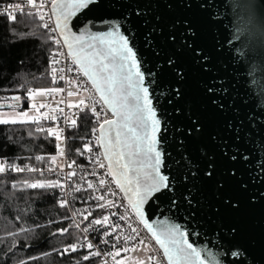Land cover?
I'll return each instance as SVG.
<instances>
[{
  "label": "water",
  "instance_id": "obj_1",
  "mask_svg": "<svg viewBox=\"0 0 264 264\" xmlns=\"http://www.w3.org/2000/svg\"><path fill=\"white\" fill-rule=\"evenodd\" d=\"M114 25L144 76L168 177L144 218L178 227L205 264H264V0H97L69 20L75 35Z\"/></svg>",
  "mask_w": 264,
  "mask_h": 264
},
{
  "label": "snow or ice",
  "instance_id": "obj_2",
  "mask_svg": "<svg viewBox=\"0 0 264 264\" xmlns=\"http://www.w3.org/2000/svg\"><path fill=\"white\" fill-rule=\"evenodd\" d=\"M27 7L35 9V15L39 20L44 21L48 16V21L42 24L45 29L49 28V24H54V27L49 29L50 32L57 33L58 39H54V43L62 48L67 49V57L71 63L75 65V70L87 78L91 84L92 91L89 92L88 100L92 105L100 103L102 105L101 112L105 108L111 112L112 119H104L99 124V136L96 138L100 149V155L107 161V171L105 175L111 176L112 183L123 193V198L127 200L126 212L131 210V214L136 217L139 224L147 230L151 239L158 246L157 251L162 252V260H158L155 255L148 257V264H205V259L201 258V252L191 243H189L187 235L178 227L163 225L159 229H154L153 225L144 218L142 206L147 199L156 192L168 187V177L160 173V167L163 163L161 153L156 149L155 133L159 130V121L155 119V112L151 108V102L148 98V89L143 86L144 76L139 70L136 54L129 47V42L125 36L120 34L119 26H113L112 30L99 33H81L73 34L69 28V20L76 16L77 12L87 8L90 4H95L97 0H50L51 8L49 16L48 12H44V0L39 3L36 0H26ZM5 12L9 19H15V11L23 12L24 8L20 4L9 5ZM33 15L32 12L28 13ZM62 41V45H61ZM64 53L57 52L53 55H63ZM53 64H58V60H53ZM57 70L53 68L55 73ZM64 72V68L59 69ZM68 71H73L69 68ZM61 75L60 79L64 80ZM55 76L53 83H55ZM75 81H69V84H75ZM82 87V85L80 86ZM89 91L87 88L84 89ZM64 91L61 88H50L39 92H29V98L34 99L36 95L45 96L48 93H59ZM72 91L68 92V96H73ZM97 97L99 98L97 100ZM14 100H19V97H13ZM83 98L79 100V105L84 106ZM73 105L69 104V107ZM13 107V105H9ZM40 107H45L41 104ZM36 112L39 109L33 105ZM53 112L56 109H52ZM60 111H63L60 109ZM83 111V108H81ZM92 115L100 120V113L95 107H91ZM48 113L42 116L28 117L27 112L19 113L16 118L0 119V124H15V123H39L40 119H49ZM55 119V116L51 117ZM66 119H69L66 117ZM72 126H75L76 120H71ZM37 131H44L43 128H37ZM95 132L96 130L93 129ZM48 135H55L57 143V151L62 152L60 148V132L57 129H47ZM84 151H90L85 145ZM39 161L42 157L37 156ZM55 162V157H53ZM100 167H104L100 163V157L96 160ZM71 167V165H69ZM14 171H24L12 166ZM5 169L0 165V172ZM29 172L34 171L32 168L27 169ZM72 175V173H69ZM27 188H55L60 187L56 181L23 182ZM103 187L105 181H99ZM92 188V184L88 185ZM115 195V193H112ZM103 200L104 196L97 197ZM63 203L61 207H63ZM108 206L115 207L112 201H108ZM124 207L123 205H120ZM104 207V205H101ZM115 215V213H113ZM120 219L127 221L128 215H122ZM106 222L108 216H104ZM95 225H100L101 220L97 219L92 222ZM118 227V225H117ZM131 231L139 235L137 228L129 224ZM63 231H67L64 229ZM87 231V229H84ZM135 239V237H128ZM107 241H105L106 243ZM139 243L147 250L148 245L144 240ZM92 248L91 244H88ZM72 251H76V245L71 246ZM127 252L128 249H125ZM120 253L115 252L113 258ZM91 255H99L97 252H92ZM88 259L87 256L84 257ZM211 264V257H208ZM115 264H124L123 261H115ZM134 264H144V261H136Z\"/></svg>",
  "mask_w": 264,
  "mask_h": 264
},
{
  "label": "built area",
  "instance_id": "obj_3",
  "mask_svg": "<svg viewBox=\"0 0 264 264\" xmlns=\"http://www.w3.org/2000/svg\"><path fill=\"white\" fill-rule=\"evenodd\" d=\"M37 3L40 0H36ZM44 12H48L49 16L51 3L50 0H44ZM20 4L24 11H15L14 16H38L35 15V9L27 7L26 0H8L0 2V16L8 18L5 9L9 5ZM32 12L33 15L28 13ZM9 19V18H8ZM39 19V18H38ZM48 21V16L45 17L41 24ZM54 24H49L48 29H44L50 34V41L55 45L54 53L63 52V55H50L49 63V79L51 82L50 88H61L64 91L59 93H48L44 97L35 100L33 103L39 112L36 116L40 117L44 113H48L49 119H40L37 128H43L46 133L47 129L54 128L60 132V148L62 152H54L51 154L37 155L42 157L37 160L36 157L24 158H0V165H3L4 171L0 172V176H25L31 177L30 183L56 181L60 187L55 188H36L37 190L45 191L51 196L55 197L58 206L67 212V221L70 227H73L79 234V238L72 245H76V251L85 254V256L99 261L100 264H115L119 258L129 254L132 250L140 248L142 245L140 240H144L149 246V257L155 255L158 260H162V253L157 251L158 247L155 242L150 238L146 229L142 224H139L136 217L131 214V210L126 212L127 200L123 198L122 193L112 183L111 176L105 175L107 165L103 157L100 155L101 149L96 142L99 136V124L104 119H111L110 113L106 110L101 112L102 105L97 103L92 105L88 100L89 92L92 91L91 84L87 78L75 70L73 65L67 57L65 48L58 46L54 43V39H58L57 33L50 32L49 29L53 28ZM62 45V42H61ZM58 60V64H53V60ZM56 68V72H53ZM64 68V72L59 69ZM72 68L73 71H68ZM63 75L64 80L60 79ZM55 76V83L53 77ZM69 81H75V84H69ZM82 85V87H80ZM87 88L89 91H85ZM72 91L73 96H68V92ZM83 98L85 101L84 106L79 105V100ZM99 98L97 97V100ZM4 104L13 105L12 108L23 109L28 106L29 101L25 96H19V100L5 99L0 101V106ZM43 104L45 107H40ZM69 104L73 105L69 107ZM91 107H95L96 111L100 113V120L97 121L96 117L92 115ZM83 108V111H81ZM52 109H56L55 112ZM62 109L63 111H60ZM55 116V119L51 117ZM69 118V119H66ZM76 120L75 126H72L71 120ZM93 129L96 131L94 132ZM56 139L55 135L51 136ZM57 140V139H56ZM58 143V141H57ZM85 145L88 146L90 151H84ZM100 157V163L105 166L100 167L96 162L97 157ZM55 157V162H53ZM17 169H24V171H14L12 166ZM71 165V167H69ZM32 168L34 171L29 172L27 169ZM72 173V175H69ZM103 179L105 185L102 187L99 181ZM92 184V188L88 185ZM112 193H115L113 195ZM99 196H104L103 200L97 199ZM108 201H112L115 207L108 206ZM63 203V207L61 204ZM104 205V207H101ZM123 205L124 207H121ZM115 213V215H113ZM122 215H128L127 221L120 219ZM104 216H108V220H103ZM101 220L100 225H95L94 220ZM131 224L137 228L139 235L131 231L129 227ZM118 225V227H117ZM87 229V231H84ZM128 237H135V239H128ZM105 241H107L105 243ZM92 245V248L88 247ZM66 248L67 253L71 252V246ZM125 249H128L126 252ZM92 252H97L99 255L93 256ZM119 252L118 256L113 258V254Z\"/></svg>",
  "mask_w": 264,
  "mask_h": 264
},
{
  "label": "trees",
  "instance_id": "obj_4",
  "mask_svg": "<svg viewBox=\"0 0 264 264\" xmlns=\"http://www.w3.org/2000/svg\"><path fill=\"white\" fill-rule=\"evenodd\" d=\"M55 49L37 17L0 16V101L49 88L48 60ZM56 151L57 140L37 131L36 123L0 124V158ZM31 179L0 176V264H100L90 257L85 260L83 253H67L79 234L68 225L67 212L55 197L25 186ZM64 229L66 235L55 234Z\"/></svg>",
  "mask_w": 264,
  "mask_h": 264
},
{
  "label": "rangeland",
  "instance_id": "obj_5",
  "mask_svg": "<svg viewBox=\"0 0 264 264\" xmlns=\"http://www.w3.org/2000/svg\"><path fill=\"white\" fill-rule=\"evenodd\" d=\"M42 90H45V89H42ZM42 90L39 89V90H35L32 92H39ZM26 97L29 101L27 109H23V110L17 109V108H11L8 110L0 109V119H2V118H7V119L16 118L19 113H23V112H27L29 118L36 116V111L33 108V105H35V104L33 102L35 100H38V99L44 97V96L36 95L34 99H30L29 94H27ZM35 107H36V105H35ZM28 123H30V122H28ZM9 124H11V123H9ZM15 124H19V123H15ZM149 252H150L149 246H148V249L146 250L144 248V246L142 245L140 248L134 249L129 254L119 258L118 261H123L124 264H134V262H136V261H144V264H148Z\"/></svg>",
  "mask_w": 264,
  "mask_h": 264
}]
</instances>
